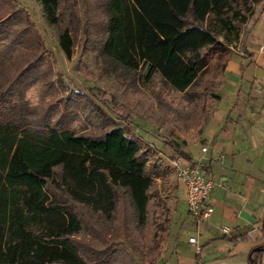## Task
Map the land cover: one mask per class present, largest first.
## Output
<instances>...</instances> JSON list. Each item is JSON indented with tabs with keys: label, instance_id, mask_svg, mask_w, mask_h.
<instances>
[{
	"label": "trees",
	"instance_id": "obj_1",
	"mask_svg": "<svg viewBox=\"0 0 264 264\" xmlns=\"http://www.w3.org/2000/svg\"><path fill=\"white\" fill-rule=\"evenodd\" d=\"M36 1L45 20L56 24L59 0ZM13 2L0 0V264H133L129 249L139 252L164 241L168 210L156 193V166L147 165L140 142L121 127L90 136L61 125L59 116L31 117L25 95L34 83L32 74L16 72L15 62L4 71L3 63L16 52L26 58L32 41L36 49L42 41L24 11L10 12ZM261 2L102 0L99 49L128 70L144 67L146 80L158 72L183 93L190 117L201 128L207 100L220 99L213 91L223 84L232 49L241 43L248 51L255 44L252 16ZM59 45L69 57L73 44L68 30L60 34ZM174 152L171 159L196 164L183 149L174 147ZM58 165L62 181L54 174ZM121 199L131 218L123 222L122 232L134 245L125 239L121 248L109 251L101 235L90 229L102 247L85 250L75 239L88 230L80 210L113 224ZM241 228L223 238L247 240ZM213 240L200 245L197 255ZM263 252L264 243L253 251L249 264H260Z\"/></svg>",
	"mask_w": 264,
	"mask_h": 264
},
{
	"label": "rangeland",
	"instance_id": "obj_2",
	"mask_svg": "<svg viewBox=\"0 0 264 264\" xmlns=\"http://www.w3.org/2000/svg\"><path fill=\"white\" fill-rule=\"evenodd\" d=\"M101 4L102 0H59L58 22L50 24L36 0H14L10 12L14 9L25 12L42 45L36 49L32 41V52L27 53L26 58L22 52L7 56L4 71L15 62L18 65L16 72L25 71L24 77L32 74L34 83L25 95V105L32 113L31 117L59 116L61 125L77 134L90 136L121 127L126 135L140 142L148 159L147 165L156 166V193L168 210V219L163 224V244L145 245L139 252L128 250L134 259L133 264H196L197 260L201 264L203 253L197 255V250L205 240V222H193L187 213L183 185L176 180L170 161L175 155L174 147L181 148L213 180L210 166L215 161V145H211L212 136L205 126L219 101L207 100L206 117L198 128L190 117L183 93L173 89L158 72L146 80L144 67L128 70L106 57L99 49ZM64 30H68L72 37L69 57L59 45V36ZM213 92L217 94V90ZM223 155L221 152L218 157L222 159ZM54 174L58 181H62L60 165L54 167ZM80 211L88 230L75 239L85 250L105 246L114 252L122 247L125 239L129 245H134L131 236L126 238V233L122 232L123 222L131 219L124 199H121L120 211L113 224L85 209ZM90 229L101 235L102 246L94 241ZM182 229L197 233L191 235L198 239L196 245L188 242L187 235L180 234ZM214 232L221 234L226 230L224 226H217ZM214 247L211 246L208 252ZM205 248L203 251L206 252ZM88 264L96 263L89 261Z\"/></svg>",
	"mask_w": 264,
	"mask_h": 264
},
{
	"label": "crops",
	"instance_id": "obj_3",
	"mask_svg": "<svg viewBox=\"0 0 264 264\" xmlns=\"http://www.w3.org/2000/svg\"><path fill=\"white\" fill-rule=\"evenodd\" d=\"M252 17L255 44L243 51L239 43L231 52L217 89L218 107L205 123L215 145V161L210 166L214 186L208 200L213 212L204 221L202 244L214 240L199 253H203L201 264H249L253 251L264 243V0ZM183 193L185 201L184 187ZM217 226L226 232L215 233ZM235 227L249 238L237 242L223 238ZM194 232L182 229L180 234L188 240ZM211 246L215 247L209 253ZM259 262L264 264V252Z\"/></svg>",
	"mask_w": 264,
	"mask_h": 264
},
{
	"label": "built area",
	"instance_id": "obj_4",
	"mask_svg": "<svg viewBox=\"0 0 264 264\" xmlns=\"http://www.w3.org/2000/svg\"><path fill=\"white\" fill-rule=\"evenodd\" d=\"M205 150L203 148V151ZM170 167L178 183L184 187L187 213L193 222L200 224L208 220L213 212L208 202L214 186L213 180L199 166L186 163L180 158L171 159ZM188 242L196 245L197 238L190 236Z\"/></svg>",
	"mask_w": 264,
	"mask_h": 264
}]
</instances>
